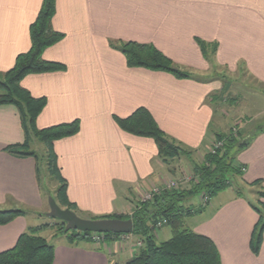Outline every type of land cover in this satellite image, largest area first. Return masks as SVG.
<instances>
[{"label": "crops", "instance_id": "1", "mask_svg": "<svg viewBox=\"0 0 264 264\" xmlns=\"http://www.w3.org/2000/svg\"><path fill=\"white\" fill-rule=\"evenodd\" d=\"M42 2L0 0V75L30 50L29 28ZM51 27L62 38L44 50L42 59L62 69L26 75L20 86L46 102L35 121L37 130L78 122L76 135L52 145L65 199L77 217L130 216L135 200L173 174L151 138L123 131L117 120L146 110L168 138L192 152L193 160L210 148L214 113L209 98L220 87L214 68L244 74L264 88V0H55ZM196 40L210 45L206 58ZM128 42L153 46L189 78L129 67L118 49ZM248 139L236 161L243 168L244 190H253L257 199L264 188V129ZM24 142L17 109L0 106V211L22 212L0 226V254L13 249L22 234L41 227L49 213L39 142L29 140L33 156L6 151ZM239 194L225 190L203 208L199 198L191 206L202 211L186 218L192 221L188 230L212 241L221 264H264V228L254 252L260 218ZM257 202L264 206V199ZM162 231L154 233L157 244L171 237ZM39 235L54 247L52 264H123L137 254L140 241L132 234L128 242L105 245L49 240L45 231Z\"/></svg>", "mask_w": 264, "mask_h": 264}, {"label": "trees", "instance_id": "2", "mask_svg": "<svg viewBox=\"0 0 264 264\" xmlns=\"http://www.w3.org/2000/svg\"><path fill=\"white\" fill-rule=\"evenodd\" d=\"M55 0H43L35 21L30 25L31 48L18 55L14 66L5 74L0 75V106H14L19 114L23 126L25 142L18 146H9L6 151L13 156H33L28 152L29 140L36 139L43 144L47 153V173L58 182L56 200L64 209L73 210V206L65 199V182L60 178L55 164L52 145L55 141L77 134V121L62 124L44 130H37L35 121L42 109L45 100L34 99L20 86L21 80L30 74L53 72L62 69V65L46 62L42 59L44 50L57 43L62 35L51 27L54 15ZM204 58L207 57L210 45L196 40ZM118 49L126 59L129 67L144 68L150 71H162L177 78H189L187 72L178 70L173 63L153 46L138 43H120ZM117 125L123 131L140 137L151 138L158 149V158L165 163L169 160L185 156L192 166L196 177L189 189L178 191H162L155 196L151 203L138 202L131 215L110 216L104 219L131 220L133 223L132 235L141 238L143 247L129 261L123 264H221L215 245L208 238L183 229V219L199 214L202 209L186 207L185 203L200 194L209 199L218 193L230 189V178L240 177L243 168L236 161L237 154L248 146L249 139L239 140V135L229 132L217 134L215 141L221 143V148L214 154L207 152L200 164L191 159L192 152L182 149L175 141L168 138L156 125L149 113L144 109L136 110L126 119L117 120ZM259 130V129H258ZM260 129L259 131H261ZM258 131V132H259ZM240 191L236 194L240 196ZM258 199H264V188L257 194ZM261 205V204H260ZM262 210L255 208L259 215V223L254 231L253 251L256 252L261 241L264 228V206ZM22 215V212L0 211V226L12 222ZM166 220V227L171 228V237L160 244L154 240L157 231L155 225L160 220ZM90 233H67L70 242L84 241ZM105 238L121 235L106 234ZM54 247L39 236V230L31 229L22 234L9 251L0 254V264H52ZM112 264V263H111Z\"/></svg>", "mask_w": 264, "mask_h": 264}, {"label": "rangeland", "instance_id": "3", "mask_svg": "<svg viewBox=\"0 0 264 264\" xmlns=\"http://www.w3.org/2000/svg\"><path fill=\"white\" fill-rule=\"evenodd\" d=\"M216 69L217 68H214L212 74L214 75L215 78H218V80L220 81L218 82L220 84V87L219 90L209 98L214 113V118L210 127L211 129L210 146L216 142L215 136L217 134H228L229 132H233L234 134L239 135L238 137L239 140H242V139H248L250 135L256 133L260 129H264V88L259 84H257L256 82H251L250 80H248L244 76V74L231 76L230 74L228 75ZM39 146L41 150L38 149L37 152L39 159L38 163H39L40 172L43 174V170H44V176H45V177H41V181H42L41 187L43 191L47 194L46 203L48 204V208H47V213H48L49 199L52 198L56 200L55 190H57L59 185L58 182L56 183L54 182L56 180L50 177L47 173V169L43 167V164L47 163L49 157L44 145L39 143ZM203 155L204 154L192 156L193 159L192 161L194 163L200 164L204 159ZM168 162L169 163L171 162L168 169L173 171L174 175L172 174L169 180L167 181L177 180L181 177L180 175L182 174H191L194 178H196L193 175L192 166L190 165L191 163L185 158V156H180L179 158L169 160ZM45 167L47 166L45 165ZM192 183L193 181H191V183L182 184L180 186L179 191L189 189ZM230 184L231 187L230 189L227 190H233L234 192L240 191L248 199V201H250V203H252L256 208L262 210L261 205L257 202V200L259 201V199L258 198L256 199V196L252 193L253 190L251 192L244 190V187L242 185V175L240 177L236 176L234 179L230 178ZM201 196L202 194L189 199L185 203V206L189 207V204L190 206L191 205L195 206V204L198 202ZM203 197H208V196L204 194ZM203 197L200 198L202 208L207 205V203L203 202ZM135 201H136L135 203L137 204L140 201V198L138 199V201L137 200ZM78 216L80 219L83 220L103 219L99 217H92V216L90 217L82 214ZM43 218H45L46 222L41 227L38 228L39 232L45 231L46 237H51L49 238V240H53L54 238H58V237H63L66 239V241H69L67 233L64 232V228H65L64 223L55 219H50L48 217H43ZM191 222L192 221L190 219L184 218L183 229L188 230V227L190 226ZM162 230H163L162 232H164L165 234L167 233L170 235L171 233L170 227L164 226ZM72 232L73 231H69L68 234ZM119 237H109V238L103 237L102 240L100 239L99 242H96L95 240L94 241L92 240L93 237L91 235L87 237L84 241L92 242L94 244L105 245L110 241H114L115 243L120 242L121 239ZM42 238L45 239L44 237ZM138 238L141 241V238L140 237Z\"/></svg>", "mask_w": 264, "mask_h": 264}, {"label": "water", "instance_id": "4", "mask_svg": "<svg viewBox=\"0 0 264 264\" xmlns=\"http://www.w3.org/2000/svg\"><path fill=\"white\" fill-rule=\"evenodd\" d=\"M47 217L64 223L65 233L75 231L78 233L101 235H130L133 231V223L130 219L83 220L69 209H61L52 198L49 199V213Z\"/></svg>", "mask_w": 264, "mask_h": 264}, {"label": "built area", "instance_id": "5", "mask_svg": "<svg viewBox=\"0 0 264 264\" xmlns=\"http://www.w3.org/2000/svg\"><path fill=\"white\" fill-rule=\"evenodd\" d=\"M221 143L220 142H215L214 144H212L208 150L209 153L214 154L218 149L221 148ZM181 177L177 180H170V181H166L163 186L161 187H155L150 191H146L144 192L141 196H140V203H151L154 199L155 196L159 195L162 191L166 190V191H178L180 189V186L182 184H187V183H191V181H194V177L191 174H182L180 175ZM193 179V180H192ZM204 196V194H202V196L200 198H202ZM208 201L209 198L208 197H203V202L205 203H209ZM166 225V220H160L156 223L155 228L156 230H160L162 229L164 226ZM92 240L99 242L100 239H103V235L101 234H92ZM125 237V238H122ZM120 244L128 242L129 240V235H121L120 236ZM137 248L141 249L143 247V243L142 241H138L136 244ZM138 249V250H139Z\"/></svg>", "mask_w": 264, "mask_h": 264}]
</instances>
